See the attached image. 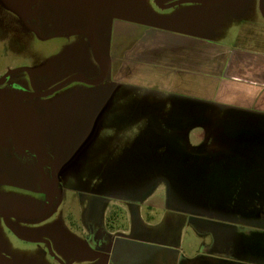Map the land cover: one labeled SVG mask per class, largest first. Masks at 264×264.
Listing matches in <instances>:
<instances>
[{"label":"crops","instance_id":"crops-1","mask_svg":"<svg viewBox=\"0 0 264 264\" xmlns=\"http://www.w3.org/2000/svg\"><path fill=\"white\" fill-rule=\"evenodd\" d=\"M111 12L112 26L107 34L101 27L98 44L107 75L91 87L106 90L105 113L116 109L125 117L127 105H136L134 123H144L118 163L103 165L97 180L109 207L118 203L125 209L129 225L107 233L109 264H264V250L253 247L251 230L237 244L216 233L202 234L204 207L185 195L203 193L200 187L216 176L236 180L246 190L252 186L247 181L257 180L247 174L216 175L215 169L224 162L264 164V39H254L261 48L246 47L197 31L188 20L150 25L134 20L139 15L126 5ZM100 73L99 67L91 77L78 74L94 80ZM117 97L122 100L115 102ZM194 127L200 128L196 145ZM159 183L167 188L172 209L154 220L151 207L145 215L142 206ZM129 201L135 203L133 213ZM187 225L194 233L184 232ZM249 228L256 233L264 223Z\"/></svg>","mask_w":264,"mask_h":264},{"label":"rangeland","instance_id":"rangeland-1","mask_svg":"<svg viewBox=\"0 0 264 264\" xmlns=\"http://www.w3.org/2000/svg\"><path fill=\"white\" fill-rule=\"evenodd\" d=\"M22 1H25V8L31 4L30 0ZM175 1L41 0L40 12L42 16L46 17L47 15L52 21L59 22V25L54 24L53 30L65 31L68 26L84 27L87 23L92 25L94 23L92 21L95 19L99 23V33L103 26L105 30L107 29V34L114 18L110 11L115 8L121 9L122 6L126 5L128 10L139 15L138 19L132 18L139 22H145V24L165 25L164 23L176 19L188 20L190 23L196 24L197 31L200 29L204 32H211L217 36L213 35L214 38L228 43L236 44L239 41L240 45L246 47H258L253 43L257 36L264 39V0H226L211 4L208 10L206 5L194 3H183L165 8ZM206 1L213 2L216 0ZM104 21L106 22L104 25L100 24ZM69 40L70 42H67L65 38H59L52 42L37 41L11 15L0 10V78L6 71L15 67L39 64H48L50 67L56 68V80L66 76L70 78L78 73H85L91 77L90 72L95 71L97 64L92 49L93 43L89 48L90 40L81 35L73 36ZM101 42L103 45L106 38H102ZM9 80V84L13 88L23 86L26 81L23 73L11 75ZM0 92L11 94L14 97L19 93V91L11 92L5 86L0 88ZM73 93L76 94L75 98H68L69 94ZM19 97L20 101H10L11 105L16 109L29 110L30 106L26 102V94ZM60 97L62 100L65 99L56 105ZM106 97L109 100L104 87H97L96 90V88L82 83H72L59 94L45 101L53 106L49 121H44V118L39 114V118L32 122V127L40 138L39 144L42 147L40 148L47 152L49 158L56 157L57 161H61L63 158L61 153L69 152L74 147L78 148L74 159H72L73 166L61 165L62 177L66 178V181L67 179L85 178L92 184L91 187H87V184H82L83 182L69 184L67 181L69 185L74 184V186L65 185L62 187L65 201L57 213L36 224L33 231L25 233L28 237L45 235L54 242V254L57 257L60 256L65 262L71 257L70 252L66 251L65 248V237L69 231L68 227H70L66 213L72 209L74 203H77L80 195L97 191V180L101 176L102 166L118 163L125 144L130 143L140 135V126L144 123L143 120L134 123L138 115L136 113L138 109H135L136 105H127L128 114L125 117L119 116L116 109L105 113L103 106L106 103ZM121 100L122 98L117 97V100L114 101ZM95 101L98 103L94 107V104L91 105V103ZM114 106L117 105L114 103ZM30 119L32 120L31 117ZM131 122L133 123L131 124ZM199 129V127L193 128L191 135L193 144H195L194 140L197 141L194 134ZM147 135L151 136V132ZM241 135L244 137L243 134ZM2 136L10 137L7 133H0V138H3ZM242 141H246V138ZM86 162L89 163L91 170L87 171L85 168ZM12 164L14 174L27 178V181L20 185L27 183L29 192H32V188L36 189L39 186L37 178L43 172L49 175V168L45 165H39L33 159L16 160ZM218 165L220 168L215 169L216 175L228 177V175L233 174L238 176L247 174L255 176L257 180L247 181L246 183L251 182L252 186L249 185L246 190L243 185L240 189L235 182L236 180L216 176L213 178L214 183H207L200 187L203 193L196 194L192 193L193 191L186 193L188 200L198 199L204 207L201 214L203 216V224L200 227L201 233L208 235L216 233L219 237H227L228 240L237 244L241 237L248 234V230H251L249 235L252 236L253 247L260 246L264 250V234L259 233L264 230L259 229L256 234L249 228L250 224L264 223V212H260L264 208L261 206L264 204V164L224 162ZM208 172L207 174H212L211 171ZM137 178L139 179L138 175ZM2 190L20 191V189L15 188ZM187 190L189 191V187ZM169 199L167 188L159 183L156 190L145 200L142 206L144 214L147 213V206H150L153 219L162 218L165 212L172 209L168 203ZM172 203L178 205L177 199ZM204 210L208 212L205 213ZM18 226L20 227V225ZM184 232L194 233V230L187 225ZM4 240L8 249L7 255L16 264H58L46 256L43 245L23 242L8 236H5ZM73 264L97 263L78 259Z\"/></svg>","mask_w":264,"mask_h":264},{"label":"flooded vegetation","instance_id":"flooded-vegetation-1","mask_svg":"<svg viewBox=\"0 0 264 264\" xmlns=\"http://www.w3.org/2000/svg\"><path fill=\"white\" fill-rule=\"evenodd\" d=\"M199 4L208 3L210 6L214 3L224 2L226 0H216L208 2L200 0ZM9 4H7V3ZM203 2V3H202ZM30 6L25 8V1L22 0H0V10L11 15L20 26L27 30L37 41L52 42L59 38H65L70 42V38L76 35H81L89 41L90 46L100 43V33L98 30L99 23L94 19L92 25L87 23L84 27L68 26L65 31L53 30V26L59 25L58 21H52L46 15L42 16L40 12L41 0H30ZM111 12V11H110ZM93 17V16H92ZM94 18V17H93ZM52 24H51V22ZM113 23V21H112ZM111 23V26H112ZM107 39H110L108 34ZM92 46V49H93ZM94 53V52H93ZM95 57V56H94ZM96 60V59H95ZM97 61V60H96ZM97 61L95 71H91L93 75L99 69ZM11 73L5 81L0 83V88L5 86L11 92H18L16 96L26 94V102L30 106L31 115L35 120L39 118V114L44 118V121H49L53 111V106L49 104L47 99L54 97L63 91L72 83H66L63 87L52 93L51 95L41 96L45 92H50L55 87L69 79L68 76L56 80V68L50 67L48 64H39L35 66H18L11 69ZM9 71V70H8ZM6 71V73L8 72ZM5 73V74H6ZM23 73L25 82L19 88H13L9 84L10 76ZM1 77L3 78L4 75ZM77 75V74H76ZM0 78V79H1ZM76 83V82H75ZM81 83V82H77ZM85 84V83H82ZM4 93V92H2ZM6 94V93H4ZM75 93L69 94L68 98H75ZM59 102L64 101L58 98ZM62 100V101H61ZM0 138V264H16L14 260L7 255L8 249L5 246V236L11 237L27 243H36L43 245L46 250V256L58 264H73L78 259H83L86 262L97 264H109L111 257L107 256V251L110 249V238L107 233H112L121 228H128L126 224L127 214L121 204L113 203L110 207L106 190L102 186L96 188L97 191L90 194H82L78 197L77 203H74L71 210L66 213V218L70 227L66 234V251L70 252L71 257L65 262L60 256L57 257L54 253V242L48 239L45 235H34L28 237L25 233L33 231L36 224L57 213L64 200L63 186H68L71 183L87 184L91 187L89 180L67 179L63 178L60 169L62 164L73 166L74 159L78 148L69 152L61 153L63 158L57 161V158H49L47 152L41 150L38 140V149L36 147H24L14 141L13 137L2 136ZM40 139V138H39ZM41 147V148H40ZM44 152V153H43ZM26 158L36 161L39 165H45L49 168V175L43 174L37 178L39 186L32 192H29V187L20 185L27 181L26 177L14 174L13 162L22 161ZM85 168L91 170L89 163H85ZM26 178V179H25ZM69 186H74L69 185ZM20 189L17 192H9L2 189ZM128 210L133 213L135 203L126 202ZM108 210V211H107ZM20 225V227L18 226Z\"/></svg>","mask_w":264,"mask_h":264},{"label":"water","instance_id":"water-1","mask_svg":"<svg viewBox=\"0 0 264 264\" xmlns=\"http://www.w3.org/2000/svg\"><path fill=\"white\" fill-rule=\"evenodd\" d=\"M200 0H180L176 3H173L171 5L166 6L165 8H171L181 3H200ZM203 3V2H202ZM205 5H208V3H204ZM96 45L93 46V52L95 59L99 62V66L101 69L100 76L97 79L91 80L88 79L84 75L77 74L75 76L70 77L69 79L65 80L63 83L55 87L50 92H45L41 94V96L51 95L61 87H63L66 83H75V82H81L85 83L90 86H95L102 84L106 78L107 75V59L103 58L100 54V51L98 49V43H95ZM13 73L12 70H9L3 78L0 79V83L6 80V78ZM9 101H4L0 98V133H7L10 135V137L14 139L18 144L26 147L31 145V147H36L38 149V133L35 132V129L32 127V122H35V119L31 115L30 109L24 110V109H16L14 108ZM32 118V120L30 119Z\"/></svg>","mask_w":264,"mask_h":264},{"label":"bare ground","instance_id":"bare-ground-1","mask_svg":"<svg viewBox=\"0 0 264 264\" xmlns=\"http://www.w3.org/2000/svg\"><path fill=\"white\" fill-rule=\"evenodd\" d=\"M0 98L3 99L4 101H14V102H19L20 101V97L16 96H11V94H4L2 92H0ZM18 105V104H17Z\"/></svg>","mask_w":264,"mask_h":264}]
</instances>
